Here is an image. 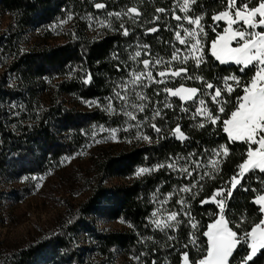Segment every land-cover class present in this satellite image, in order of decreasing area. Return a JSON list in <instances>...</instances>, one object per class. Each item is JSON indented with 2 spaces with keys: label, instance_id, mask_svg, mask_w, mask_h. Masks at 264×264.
I'll use <instances>...</instances> for the list:
<instances>
[{
  "label": "trees",
  "instance_id": "1",
  "mask_svg": "<svg viewBox=\"0 0 264 264\" xmlns=\"http://www.w3.org/2000/svg\"><path fill=\"white\" fill-rule=\"evenodd\" d=\"M99 2L106 5L105 2L108 1L0 0V6L12 17L8 32L0 35V54L5 55L4 71L0 75V177L6 174L9 152L20 150V153L34 154L30 163L33 168L21 169V172H36L35 166L48 165L59 161L64 155L74 153L77 146L73 145V140L81 136V132L89 124L117 126L121 122L118 115H110L97 107L79 109L57 101V94L62 93L78 94L87 100L112 94L111 87L115 84L113 80L119 78V73L125 69L124 64L129 61L124 47L129 35L124 36L121 27L114 31L106 28L96 32L92 30V37L86 34L89 30L87 24L80 20L82 10H96L93 7ZM152 5L153 3L144 2L141 11L147 14ZM197 7L199 12H207L210 22V16L222 10L223 3H218L217 0H199ZM119 9L116 4L113 10ZM152 10L159 14L156 8ZM72 12L73 17L69 19L67 15ZM56 20L67 22L64 40L51 43L48 41L50 32L46 31L37 39L36 44L22 49L26 42L24 37L27 27L45 29ZM153 25L152 28L157 26ZM123 27L133 32L131 36L136 34L134 31L137 28L128 24ZM162 32L163 40L165 38L167 41L169 37L167 38L162 26L155 32L148 30L145 35L147 44L154 50L164 51L168 48L161 38H157ZM214 36L215 34L210 35L205 50L208 54L206 63L197 69L193 65L192 67L211 83L218 82L221 76L229 74L242 76L246 80L251 72L245 76L238 72L236 65L220 64L211 56L209 46ZM87 73L92 75L89 84L83 81V74L87 77ZM10 75L14 81L11 85H6ZM42 77L51 80L60 78L56 89L47 85ZM155 87L157 86L153 85L149 89L153 99ZM242 94L239 89L235 90L230 99L235 101L236 96ZM158 98L161 100L164 97L162 95ZM42 101L48 106L42 107ZM173 102L176 106L162 109V117L156 121L161 133L158 135L152 128L148 129L151 142L142 144L131 141L115 152L106 149L93 157V168L102 178L125 176L130 177L128 181L111 186L98 183L92 187L90 195L76 211H69L68 221H65L68 223L57 233L40 243L0 256V264H153V261L155 264H181L183 251L189 252L191 261L198 258L189 241L193 233L199 234L206 230V225L213 221L211 213H218L215 204H201L200 201L210 199L213 192L222 188L237 173L238 165L246 159V146L242 142L233 144L229 141L219 125L208 124L204 129L195 127L196 124L187 121L184 113L179 110L180 101L174 99ZM228 108L231 109L232 104ZM225 118L227 116L222 115V119ZM177 123L188 137L187 140H177L170 135ZM69 130L75 132L72 133L73 138L62 135V131ZM221 143L228 146L229 155L224 156L219 171L213 177L199 179V183L195 184L197 188H194V192L197 195L194 199H190L191 193H182L189 197L188 206L191 215L198 221V228H190L186 223L188 217L182 215L180 208L172 209L180 213L177 217L180 223L174 229L161 231L155 228L149 220L156 208L152 195L157 191L164 196L174 192L172 169L167 167L171 157L179 153L187 156L193 150L200 155L204 149H214ZM242 152H245L243 157ZM13 161L17 162L18 159ZM158 165L165 167L159 168ZM141 167H151L153 171L136 176V171ZM40 170L42 171L38 169ZM185 176L178 188H193L198 178L193 181ZM249 176L252 174L245 177ZM247 180L249 179H243L241 184L248 190L245 191L238 185L233 190V196L226 200L225 212L233 223L243 219L242 227L250 230L260 218L257 211L259 206L253 202L257 194H264V185L255 176H252L251 181ZM97 213L108 220L121 219L127 225L120 229L102 231L88 220L89 216ZM84 231L90 238V249L89 246L80 247L79 234ZM169 236L173 239H169ZM199 240L206 241V237L199 235ZM186 244L188 248L184 247ZM127 256L136 257L138 261L126 262L124 259ZM255 264H264V254L255 258Z\"/></svg>",
  "mask_w": 264,
  "mask_h": 264
},
{
  "label": "rangeland",
  "instance_id": "2",
  "mask_svg": "<svg viewBox=\"0 0 264 264\" xmlns=\"http://www.w3.org/2000/svg\"><path fill=\"white\" fill-rule=\"evenodd\" d=\"M90 1L94 2L100 0ZM106 1L108 2H105L107 4L103 9H96L91 11L85 9L82 10L80 20L87 24L89 31H87L86 34L91 37L92 30L96 32L102 28L114 31L121 27V25L125 24H128L130 27L137 28V30L134 31L136 33L134 36H131L133 32H131V30H128V41L124 44L125 51H127L129 57V61L124 64L125 69L121 72V74L119 73V78L113 80V83L115 84L111 87L112 94H108L97 99L87 100L80 97L78 94L62 93L57 94V101L60 103L63 102L64 105H67L68 107L75 106L79 109L97 107L100 111H103L108 105L109 97H115V94L117 92H120L121 95H124V93L127 92L130 97L129 103L133 102L132 94L133 92H135L142 93L147 98L145 101L139 102L144 103L146 105V109L144 112H136L131 107H128L127 104H122L119 99H113L112 108L115 109V111H105L110 115H118V117L121 119L119 125L110 126L104 123L89 124L81 132V136H78L74 140L70 139L73 140V145L77 146V149L74 153L64 155L59 161H54L48 165H37L34 167L36 172H21V169L33 168L30 163H32V160L34 159V154L29 155L26 152L20 153V150L18 152L13 151V153H8V160L6 162L8 167L6 168V174L0 177V256L7 255L8 252H15L24 249L29 245L40 243L50 235L57 233L65 223H68L65 221H68L69 211H76L79 205L90 195L92 187H94L98 183L111 186L120 184L124 181H128L130 177L125 176L116 178L105 176L104 178H102L99 174L96 173L95 169L93 168L92 159L97 152H101L106 149L109 152H115L129 145L131 141L142 144L149 143V141L147 140L139 139V136L141 134L148 135L147 131L151 128L150 124H156L157 119L160 116L162 117L161 111L162 109L166 108L164 107L166 102L172 104L173 108L174 106H176V103L173 102V100L177 99V101H180L181 106L189 109L187 113L182 111L187 121L191 122L193 125H197L198 123H205V125H208V123L204 121L203 117H198L195 120L191 119V114L192 112H194L196 105H194L192 101H181L179 97H172L171 95L165 93L163 91L165 84L153 83L143 80V78V86L141 84L134 85L132 83L133 72L143 70L142 64L139 63V61H142L143 59H149L150 61L159 59L164 63L150 64L149 67V70L153 72V76L156 79H159L157 73L161 70H165L166 64L168 65L169 69H175L179 66H183L188 69V73L186 75H182L181 77H175L174 79L165 77L167 86L175 88L183 84L185 87L202 88V82L200 80H189L186 78L187 75H191L193 77L200 76L198 70H195L197 68L195 67L194 62L192 60H189L188 64L180 65L179 60H172L171 57V54L175 49L180 50L179 55L181 58H183V56L187 54L186 46L181 45L175 38V32L178 30L181 31V35L183 37V30L177 27V24L179 22H177L175 19H172L174 15H184V13L179 11V4L182 3V0H122V2L120 3L117 2L118 0ZM144 2L153 3L147 14L141 11V7ZM220 3L222 4L223 1L220 0ZM116 4H118L120 7L118 11L113 10L116 7ZM197 5L198 3L196 5L190 6L188 14L192 15L193 11H195L196 13L204 17V19L202 20V24H204L205 26V31L208 32V37L204 41V52L205 58L207 60L208 54L205 50L209 44L208 40L210 35L215 34L210 31V27L215 26L216 22H209V20L207 19V12H199ZM132 7H135L137 9L138 15L137 13H130L125 15L127 9ZM93 8L95 9V7ZM152 8H156V10L159 8H163L165 9V12H159V14H155L156 12L153 11ZM116 12L121 13L120 18H116L114 15H109V13ZM73 14L74 13L72 12L71 14H68L67 17L72 18ZM215 14L217 13H214L213 15ZM156 17H159V19H156ZM61 21H63V23H61ZM100 21H103L105 26H101L99 23ZM11 22L12 17L10 13L7 12L2 6H0V35L8 32ZM153 24H157L156 28L158 30L162 26L163 31L167 33V38L169 37L167 41H165V38L163 40V32L159 37H157L158 40H160L161 38V40L165 42V45H168V48H165L164 51L154 50L146 42L147 38L145 37V35L147 31L152 28ZM183 24L184 27H190L186 21H183ZM218 24L219 27L216 28L217 32H221L222 29L227 26L226 22L224 21H220L218 22ZM66 25L67 22L64 20H56L53 24L45 29L39 28L37 26L27 27L24 37L26 39V42L22 45V49H27L36 44L37 39L40 36L44 35L46 31L50 32L48 40L49 42H61L62 40H64V34L67 32V28L65 27ZM234 27L236 26L234 25ZM233 46H235V44H233ZM136 51H140L141 56L133 59ZM4 58L5 55L0 54V75L4 71ZM192 65L195 67V69L192 67ZM75 70H77V68H75ZM11 78V75L8 76L5 83L6 85H11L13 83L14 80L13 78ZM46 78L48 77H42V79L46 80L47 85H50L52 88L54 87L53 89L55 90L60 78H56L54 80H51V78ZM86 79L87 77L83 74V81H85ZM90 81L87 84H89ZM191 83H194V85H192ZM213 84L215 86L222 87L223 81L219 78V81L213 82ZM153 85L157 86L155 87V99H153L154 97L149 91L150 87ZM238 89L239 88H237L236 90ZM162 95L164 98L160 100L158 97H161ZM205 99L209 100L210 98L205 97ZM90 101H95L96 103L90 105L88 103ZM41 106L47 107L48 104L42 101ZM181 106L179 110L181 109ZM208 107L211 109L213 108V105L209 103ZM124 108H127L128 111H132L133 114L137 117V120L131 121L129 117L124 114ZM155 110H159L161 114L160 116L153 118V112ZM137 122H139V127L132 126ZM101 128L105 130L100 131ZM113 128L118 129L115 138H111V129ZM125 129L127 130L125 131ZM72 133L74 134L75 132H72V130L62 131V135L68 138H73ZM170 135L174 137L172 133ZM97 141H99V143H97ZM221 145L227 146L225 143H221L214 149H204V151L200 155L196 154V152L193 150L187 156L179 153L176 156L171 157V160H169V164L175 165V168H171L173 173L172 179L173 181H175L172 186L174 192L172 193L171 198L168 199L167 204H164L163 206H161L159 202L164 200L168 196H164V194H160L158 193V191L152 195L154 203L156 205L154 211L160 209L159 216L161 218L166 217L167 212L165 210L171 212L172 209H181V206L176 203L178 199H184L186 201V204L188 205L189 197L187 195H182V193L179 192L180 188H178L180 182L185 180V175L186 179H193V181H196V179L198 178V180L194 183L195 185L197 184V182L202 180L201 176L213 177L214 174L219 171V166L224 156L216 157L214 155V150H218ZM36 152L38 153V151ZM19 154L21 155L18 157ZM16 158L18 159V161H13V159ZM211 160L218 161V164L215 168L209 162ZM193 161L199 164V167L193 169ZM182 167L189 168L192 173L191 176L181 172L180 169ZM145 168L151 169V167ZM157 168L158 167H156V169ZM38 169H42V171H38ZM205 173H207V175H204ZM248 174L249 173H246L245 176ZM255 177L260 182L261 175L258 174ZM242 181L243 179L241 180V182ZM249 181H251V179L247 180V182ZM229 182H225L222 187H225ZM195 187L192 188L193 192ZM260 195L264 194L261 193ZM226 218L228 219L227 215ZM88 220L94 227L102 231L120 229L127 225L126 222L121 219L108 220L98 213L89 216ZM149 220L155 227V224L152 222V215L150 216ZM78 241L80 247L85 248L89 246L90 249V238L87 233H85V231L79 234ZM194 251L196 254H198L196 249ZM243 254V250L239 248L238 254L234 253V255H237V259H239V255ZM124 260L126 262L129 260L135 262L138 261V258L127 256V259ZM191 262L192 261L190 260V264ZM181 264H183V260Z\"/></svg>",
  "mask_w": 264,
  "mask_h": 264
},
{
  "label": "snow or ice",
  "instance_id": "3",
  "mask_svg": "<svg viewBox=\"0 0 264 264\" xmlns=\"http://www.w3.org/2000/svg\"><path fill=\"white\" fill-rule=\"evenodd\" d=\"M217 2L220 3V0H217ZM197 3L198 0H182V3L179 4V11L184 13V15H174V19L179 22L177 27L183 30L184 35L182 37L181 31L178 30L175 32V38L181 45L186 46L187 54L181 58L179 55L180 50L175 49L171 57L172 60H179L180 65H186L189 60H192L195 67L199 68L202 64L206 63L204 41L208 37V32L205 31V26L202 24V20L204 19L202 15L195 11H193L192 15L188 14L190 6L196 5ZM105 7L106 5L103 3L95 4L96 9H103ZM156 11L163 13L165 9L159 8ZM130 13H137V9L135 7L129 8L125 15ZM109 15L120 18L121 13H109ZM156 19H159V17H156ZM210 19L216 22L215 26L210 27V31L215 33L214 38L210 40L211 56L220 64L236 65L238 72L245 76L251 72L252 74L246 80L236 74L221 76L220 79L223 81V86L220 87L208 82L202 76L193 77L187 75L186 78L189 80H200L202 82V88L185 87L183 84L175 88L168 87L165 77L171 79L181 77L188 73V69L183 66L169 69L166 64L165 70L159 71L157 73L159 79H156L153 76V72L149 70L150 64H161L164 62L159 59L155 61L143 59L139 61L142 64L143 70L133 72L132 83L143 86V78V80L153 83L165 84L163 88L165 93L172 97H179L181 101H192L196 105L194 112L191 114V119L195 120L198 117H203L204 121L208 124L212 126L219 125L220 130L227 135V139L233 144L242 142L246 146V159L238 165V173L231 177L230 182L225 187L213 192L210 200L200 201L201 204H215L218 208V213H211L213 216L212 223L207 224L206 230L202 233H193L189 243L198 253V258L192 260L191 264H255V258L258 255L264 254V195L257 194L253 202L259 206L257 211L260 214V218L258 222H255L251 226L250 230L242 227L244 224L243 219L236 223L227 219L225 207L226 200L233 196V190L238 185L243 190H248L241 184L242 179H251L252 176L260 174V182L264 184V0H223V9L215 15H211ZM183 21H186L190 27H184ZM220 21L226 22L227 26L221 32H217L216 28L219 27L218 22ZM99 23L101 26H105L103 21ZM121 28L123 29L122 34L128 36V29L124 28L123 25H121ZM149 31L155 32L157 28L153 27ZM140 56L141 52L136 51L133 59ZM86 75L87 79L84 81L85 84L92 79L90 73ZM237 88L243 94L237 95L235 101H233L230 97ZM132 97L133 102L129 103L130 97L127 92L124 95L117 92L115 97H109V102L105 110L114 112L115 109L112 108V100L119 99L122 104H127L134 111L144 112L146 105L139 102L145 101L147 98L142 93L135 92H133ZM205 97H209L210 99L206 100ZM88 103L91 105L96 102L90 101ZM209 103L213 105V108L210 109L208 107ZM229 104H232L231 109L228 108ZM164 107L172 108V104L166 102ZM180 110L185 113L189 111L188 108L183 106H181ZM123 111L131 121L137 120V117L132 111H128L127 108H124ZM160 114L159 110H155L153 112V118L160 116ZM221 115H226L227 118L222 119ZM132 126L139 127V122ZM150 127L158 135L161 133V129L156 124H150ZM195 127L204 129L205 123H198ZM104 130L103 128L100 129V131ZM117 131L118 129H111V138H115ZM171 133L179 140L183 141L188 139L184 132L181 131L178 123L171 129ZM139 139L151 142V137L148 135L141 134ZM214 155L216 157L228 156V146L221 145L218 150H214ZM244 155L245 152H242L241 156L243 157ZM209 162L214 168L218 164L217 160H211ZM192 163L193 169L199 167V164L195 161ZM158 167L163 168L165 165H158ZM167 167L175 168V165L168 164ZM151 171L153 170L150 168L141 167L135 174L136 176H141ZM180 171L189 176L192 174L187 167H182ZM246 173H251L252 176L246 178ZM204 175H207V173ZM203 178L201 176V179ZM179 192L191 193L190 199H194L197 195L196 192H193L192 188L187 186L179 189ZM171 196L172 193H169L167 198L160 201L161 206L167 204ZM176 203L181 206L182 215L188 217L186 223L190 225L191 229L196 230L198 228V221L191 215L190 206L186 204L184 199H178ZM165 211L167 215L163 218L159 216L160 209H157V211L151 214L153 217L152 222L161 231L174 229L180 223L177 219L180 213L176 211ZM230 223H232L231 227L229 226ZM199 235L206 237V241H200ZM168 238L173 239L171 236ZM184 247L188 248V244ZM238 248L243 250L244 253L243 255H239V259H237V255H234V253L238 254ZM182 260L183 264H190L188 251L182 252ZM153 264H155V261H153Z\"/></svg>",
  "mask_w": 264,
  "mask_h": 264
}]
</instances>
